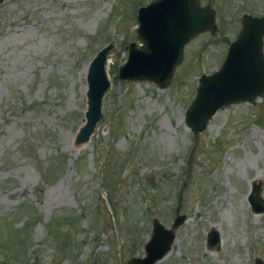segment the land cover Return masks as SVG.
Masks as SVG:
<instances>
[{
	"label": "rangeland",
	"instance_id": "rangeland-1",
	"mask_svg": "<svg viewBox=\"0 0 264 264\" xmlns=\"http://www.w3.org/2000/svg\"><path fill=\"white\" fill-rule=\"evenodd\" d=\"M147 1L0 0V264H126L144 255L152 218L169 227L177 213L153 264H264V211L247 201L254 181L264 198V94L219 109L201 132L184 123L199 76L264 0H201L217 32L185 45L164 87L118 77ZM107 42L102 117L76 143L86 66Z\"/></svg>",
	"mask_w": 264,
	"mask_h": 264
},
{
	"label": "water",
	"instance_id": "water-1",
	"mask_svg": "<svg viewBox=\"0 0 264 264\" xmlns=\"http://www.w3.org/2000/svg\"><path fill=\"white\" fill-rule=\"evenodd\" d=\"M215 8L201 0H148L136 11L135 40L125 44L127 56L118 65L120 79H145L166 86L176 66L183 59L185 45L204 31L217 32ZM264 13L243 12L240 28L230 41L226 53L212 72L198 78L193 98L184 111V123L193 132L206 128L212 116L230 104L246 101L254 103L264 94ZM112 43L102 45L86 66L83 124L79 126L75 142L89 139L97 121L102 117V98L110 85L106 61ZM254 213L264 211L260 196V181H254L247 195ZM177 213L167 227L158 218H152L151 233L144 243V255L130 256L126 264H153L170 249L175 229L184 220ZM219 233L212 227L207 233V245L218 246ZM254 264H263L260 257Z\"/></svg>",
	"mask_w": 264,
	"mask_h": 264
}]
</instances>
